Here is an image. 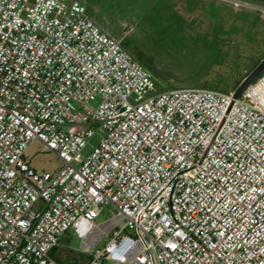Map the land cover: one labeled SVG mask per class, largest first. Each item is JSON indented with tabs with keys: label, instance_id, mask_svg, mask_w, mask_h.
<instances>
[{
	"label": "built area",
	"instance_id": "obj_1",
	"mask_svg": "<svg viewBox=\"0 0 264 264\" xmlns=\"http://www.w3.org/2000/svg\"><path fill=\"white\" fill-rule=\"evenodd\" d=\"M71 231L86 264H264V71L160 92L85 3L0 0V264Z\"/></svg>",
	"mask_w": 264,
	"mask_h": 264
},
{
	"label": "rangeland",
	"instance_id": "obj_2",
	"mask_svg": "<svg viewBox=\"0 0 264 264\" xmlns=\"http://www.w3.org/2000/svg\"><path fill=\"white\" fill-rule=\"evenodd\" d=\"M79 1L85 3L95 22L153 74L160 92L208 88L200 80L203 70H210L211 75L206 74L202 81L208 77L214 84L217 71L228 69L233 62L235 69L239 68L237 57L242 60L240 77L245 78L252 71L251 65L264 59V14L258 15V11L264 13V0ZM247 2L258 8L247 7ZM221 60L227 62L223 68L218 64ZM90 150L87 147L84 153ZM26 156L39 171L53 173L61 165L38 140ZM107 218L105 210L99 221ZM80 245V238L68 232L57 258L63 264H84L88 259L80 254Z\"/></svg>",
	"mask_w": 264,
	"mask_h": 264
},
{
	"label": "trees",
	"instance_id": "obj_3",
	"mask_svg": "<svg viewBox=\"0 0 264 264\" xmlns=\"http://www.w3.org/2000/svg\"><path fill=\"white\" fill-rule=\"evenodd\" d=\"M250 3H252V2H250ZM263 14H264L263 12L261 13V11H258V15H263ZM245 20H247V19H245ZM248 21H246L244 23L247 24ZM237 58H238L237 65L239 66L238 69H235L234 62L227 69V68H223L224 66L227 65V62L226 61H223V60L219 61L218 64L223 69H221V70L217 71L216 73H214V84H210V81H209V78H208L211 75L210 74V70H203V72L201 74V77H200V80H201L203 86L208 87V88H211V89H216V90L224 91V92L236 91L237 88L240 86V84L247 77V76L245 78L240 77V74L242 73V70H241L242 60H241L240 57H237ZM258 64H255L254 63L253 65H251L252 71L258 66ZM206 74L208 75V77L205 78L204 81H202V79H203L202 77H204Z\"/></svg>",
	"mask_w": 264,
	"mask_h": 264
},
{
	"label": "water",
	"instance_id": "obj_4",
	"mask_svg": "<svg viewBox=\"0 0 264 264\" xmlns=\"http://www.w3.org/2000/svg\"><path fill=\"white\" fill-rule=\"evenodd\" d=\"M263 71H264V59L258 64V66L245 78V80L237 88V90L235 91V98L241 96Z\"/></svg>",
	"mask_w": 264,
	"mask_h": 264
},
{
	"label": "crops",
	"instance_id": "obj_5",
	"mask_svg": "<svg viewBox=\"0 0 264 264\" xmlns=\"http://www.w3.org/2000/svg\"><path fill=\"white\" fill-rule=\"evenodd\" d=\"M63 238H64V237H63ZM63 238H62V239H63ZM60 245H61V243H60ZM58 250H59V247L56 248V249L52 252V256H53L58 262H60L61 264H63V263L61 262V260L57 258ZM86 258H87V257H86ZM87 259H88V258H87ZM87 262H88V260H87L84 264H86Z\"/></svg>",
	"mask_w": 264,
	"mask_h": 264
},
{
	"label": "flooded vegetation",
	"instance_id": "obj_6",
	"mask_svg": "<svg viewBox=\"0 0 264 264\" xmlns=\"http://www.w3.org/2000/svg\"><path fill=\"white\" fill-rule=\"evenodd\" d=\"M247 7H251V8H258L256 7V4L255 3H250V2H247V4H245Z\"/></svg>",
	"mask_w": 264,
	"mask_h": 264
}]
</instances>
